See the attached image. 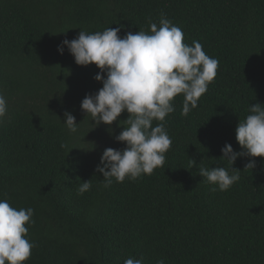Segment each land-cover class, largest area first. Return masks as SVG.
I'll return each mask as SVG.
<instances>
[{"label": "trees", "instance_id": "1", "mask_svg": "<svg viewBox=\"0 0 264 264\" xmlns=\"http://www.w3.org/2000/svg\"><path fill=\"white\" fill-rule=\"evenodd\" d=\"M162 14L184 43L197 40L218 59L217 75L187 116L183 96L175 98L164 121L172 139L164 166L105 188L95 169L106 148L124 149L114 137L128 114L94 127L80 105L102 87L99 70L57 48L80 29L148 31ZM0 93L8 104L0 199L34 210L26 264H124L130 256L143 264H264V158L238 157L240 180L227 191H210L198 175L199 167L230 170L221 149L242 151L236 126L249 106L264 105V0H0ZM65 112L79 124L75 134L61 125Z\"/></svg>", "mask_w": 264, "mask_h": 264}, {"label": "clouds", "instance_id": "2", "mask_svg": "<svg viewBox=\"0 0 264 264\" xmlns=\"http://www.w3.org/2000/svg\"><path fill=\"white\" fill-rule=\"evenodd\" d=\"M120 32L121 27L95 32L80 29L74 39L63 40L57 48L63 54L66 47L76 65H95L99 70L94 80L102 87L94 95H86L80 105L94 127L111 126L122 113L128 114L126 120L117 123L122 130L114 137L124 149L106 148L95 169L103 175L105 188L114 181H135L164 166L172 145L164 121L176 110L175 98L183 96L181 115L187 116L198 106L219 67L218 59L206 54L199 41L184 43L182 29L163 14L158 23L149 22L148 31L127 32L123 37ZM7 111V100L0 93V122ZM248 111L235 129L242 151H234L227 143L221 149L220 159L227 161L230 170L199 167L198 175L212 192L227 191L240 180L241 171L233 167L238 157L264 158V105L257 103ZM64 121L61 125L70 134L78 131L79 124L71 113H64ZM189 166L193 168L195 161L189 159ZM254 167L255 159L245 165V169ZM90 188L91 180L81 182L78 194ZM33 214L32 208H16L7 199H0V264H26L30 259L35 247L28 237ZM124 264L143 261L130 256ZM156 264H164V260Z\"/></svg>", "mask_w": 264, "mask_h": 264}]
</instances>
